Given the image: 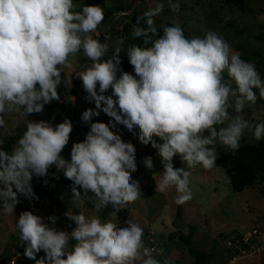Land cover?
Instances as JSON below:
<instances>
[{"label":"clouds","instance_id":"1","mask_svg":"<svg viewBox=\"0 0 264 264\" xmlns=\"http://www.w3.org/2000/svg\"><path fill=\"white\" fill-rule=\"evenodd\" d=\"M168 3L179 12L178 2ZM75 7L74 0H0V128L6 126V115L28 118L59 101L62 71L71 67L69 57L81 52L90 61L77 74L86 99L111 118L92 122L99 111L83 112L90 130L72 144L70 160L61 155L73 131L70 119L55 126L28 119L11 152L0 150V215L15 213L21 197L38 200L33 178L47 177L53 166L72 182L74 201L83 196L96 210L111 205L109 217L129 209L141 195L139 181L132 178L136 148L113 131L117 125L156 149L163 171L155 191L166 194L174 188L177 205L192 199L189 170H211L217 146L235 154L246 132L257 142L264 140V122L252 123L242 115L264 99V78L255 62L243 60L217 32L189 39L177 24L162 25L161 35L154 18L165 5L158 3L133 27L131 35L141 44L124 50V40H117L120 46L109 55V44L91 35L105 19L103 8ZM141 20L146 26H139ZM121 51L134 74L120 67ZM176 157L182 167L174 166ZM143 164L154 168L151 157ZM64 215L75 225L71 231L59 230L55 215L45 222L32 211L19 214L16 229L26 258L35 264H172L171 257H154L143 228L132 219L119 227L111 219L70 209Z\"/></svg>","mask_w":264,"mask_h":264},{"label":"rangeland","instance_id":"2","mask_svg":"<svg viewBox=\"0 0 264 264\" xmlns=\"http://www.w3.org/2000/svg\"><path fill=\"white\" fill-rule=\"evenodd\" d=\"M177 2L180 4L178 13L171 11L168 0H137L133 9L143 16L148 8L163 3L164 10L154 18L155 23L178 24L190 38L203 36L208 30L217 32L234 51L241 54L243 60L255 62L264 78V0H242L237 4L227 0H172V3ZM130 3L133 0H74V10L79 11L82 5H99L103 8L105 19L91 35L101 42H107L111 55L115 47L120 46L116 44L117 40H124V50L129 45L136 44L123 32V25L129 20L131 10H118V6L124 7ZM119 55L122 70L134 74L126 51H121ZM69 60L71 67L64 69L65 83L58 88L60 100L52 101L45 105L42 113L31 114L28 118L19 113L6 115V126L0 128V150L3 144L23 134L28 119L37 122L43 120L55 126L68 118L72 121L73 131L69 144L61 155L70 160L72 144L82 142L90 130L81 119L84 111L89 108L99 111V116H93L92 122L110 121L111 118L102 109H96L94 101L86 99L87 94L77 76L79 72L86 70L90 61L82 52L69 57ZM229 111L232 112L231 109ZM242 115L252 123L264 122V99H258L253 107H246ZM113 131L136 148L137 171L132 173V178L140 183V198L129 209L121 211L118 217H109L108 214L113 210L111 205L104 210H96L94 206L89 207L84 202L83 196L74 201L72 182L53 166L47 177L33 178L32 185L36 187L33 191L39 197L38 200L29 201L21 197L15 213L0 215V264H35L34 260L24 256L25 249L16 229V221L22 211H32L44 218L45 222H48L49 216L55 215L59 217L56 227L67 231L75 227L64 215L69 209L76 214L82 212L89 218L111 219L119 227H126V221L132 219L143 228L145 245L152 249L154 257L160 260L171 257L172 264H199L196 256L189 252L188 245L173 242V239L178 240V233L191 238L192 245L204 253L200 264H229L230 257L235 255L228 247L230 238L253 228L264 231V140L257 142L248 132L241 140V147L260 146V150L255 151L254 155L242 160L247 165L246 171L252 176L253 182L250 185L241 190L234 188L230 173L237 176L242 171L235 163L230 162L232 156L217 146V159L211 170L200 166L189 170L192 199L184 205H177L174 188H170L166 194L155 191L156 180L160 179V172L163 171L156 149L151 145H142L137 136L123 125H117ZM145 157L153 159V169L149 170L144 166ZM225 161L227 166L223 164ZM174 166H183L179 157L174 158ZM43 255L41 251L37 254V259ZM239 255L233 264H264V250H247Z\"/></svg>","mask_w":264,"mask_h":264},{"label":"trees","instance_id":"3","mask_svg":"<svg viewBox=\"0 0 264 264\" xmlns=\"http://www.w3.org/2000/svg\"><path fill=\"white\" fill-rule=\"evenodd\" d=\"M137 0H133V3L128 4L127 6H118V10L121 9H125V10H131V14L129 17V20L126 21L123 25V32L124 34H127L130 36V39H132L133 41L136 42V44H141V41L138 39H134L131 35L133 27L137 25V19L138 17H142L138 14V12L133 9L134 4H136ZM242 0H227V2H233L235 4L241 2ZM162 25H168V26H173V24L169 23V22H160V23H155V26L157 27L158 31L160 32V34L162 35ZM141 27L146 26L144 24V21L141 20L140 25ZM185 36L187 38L190 39V37L188 36L187 32L184 31ZM62 79L64 80V71H62ZM22 136V134L18 135L17 137H14L13 140L3 144L1 146V150L4 151H11L12 147L15 145L16 141ZM262 146L264 147V143H262ZM260 150V146H251V145H246L243 147H240L239 151L235 154L229 153L231 159L230 162L235 163L238 167H240L241 169V174L234 176L232 175L230 172V176L233 178V183H234V188L237 190H241L244 187H246L247 185H250L253 181H252V176L250 175V173H248L247 170V165L244 164V162H242V160H246V158L248 156H250L251 154L254 155L255 151H259ZM224 166H227V161L223 162ZM34 189H36L35 186H33ZM84 202L89 206H93V204L85 199L83 197ZM240 234V233H239ZM239 234H236V236H238ZM174 243H178V242H184L186 245L189 246V252L192 255L196 256V261L200 264V261L204 258V253L198 251L195 246L192 245L191 242V238L184 236L181 233H178V240L173 239Z\"/></svg>","mask_w":264,"mask_h":264},{"label":"built area","instance_id":"4","mask_svg":"<svg viewBox=\"0 0 264 264\" xmlns=\"http://www.w3.org/2000/svg\"><path fill=\"white\" fill-rule=\"evenodd\" d=\"M228 247L233 251L232 254H235L230 257L229 264H233L240 256L239 254L246 253L247 250L261 252L264 250V231L253 228L242 232L228 240Z\"/></svg>","mask_w":264,"mask_h":264}]
</instances>
